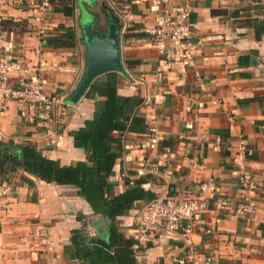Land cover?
<instances>
[{"label":"crops","instance_id":"1","mask_svg":"<svg viewBox=\"0 0 264 264\" xmlns=\"http://www.w3.org/2000/svg\"><path fill=\"white\" fill-rule=\"evenodd\" d=\"M104 4L122 25L125 71L117 73V92L142 98L139 114L147 129L152 120L158 129L153 150L147 148L148 130L122 136L123 153L109 178L115 193L126 189L121 173L127 174L125 179H138L135 172L144 159L158 166L157 173L142 177L144 189L155 197L191 199L202 195V183L217 185L210 211L193 221L188 233L149 244L137 264H264V0H70L73 16L54 13L45 42L36 36L31 11L22 0H0V58L40 69L45 93L62 101L45 126L28 119L17 102L8 103L0 110V142H30L62 166L85 159L70 135L92 118L93 101L85 95L76 104L66 100L84 69L78 19L99 14ZM182 6L191 12L189 63L176 44L166 41L159 50L144 34L165 10L172 15ZM59 26L72 29L74 47L46 44L64 34ZM240 139L253 150L248 162L253 183L247 191L239 188L232 172ZM21 175L0 177V264H68L71 232L82 227L88 239H107L100 218L93 217L75 187L31 176L29 185L21 182ZM241 202L256 213L236 215ZM142 205L136 202L118 218L121 233L128 236Z\"/></svg>","mask_w":264,"mask_h":264},{"label":"trees","instance_id":"2","mask_svg":"<svg viewBox=\"0 0 264 264\" xmlns=\"http://www.w3.org/2000/svg\"><path fill=\"white\" fill-rule=\"evenodd\" d=\"M73 10L70 0H55L53 3V14L72 17ZM59 29L64 34L49 38L46 44L53 48L74 47L76 39L72 29L63 26ZM117 76L111 72L98 77L85 94L86 99L93 101V116L70 135L73 146L83 150V161L62 166L58 161L43 156L30 142H0V177L21 172V182L29 185H32L28 177L31 176L48 184L75 187L78 196L89 204L93 217L100 218L110 250L89 244L84 227L71 232L72 259L83 264H137L138 256L131 249L132 241L119 231L118 218L127 215L136 202L145 204L156 198L144 189L146 181L142 177L133 181L124 179L126 189L119 194L115 193L109 180L116 161L123 153L122 136L147 132V122L138 111L143 99L119 95ZM77 219L85 224L84 217ZM219 264L239 263L222 261Z\"/></svg>","mask_w":264,"mask_h":264},{"label":"built area","instance_id":"3","mask_svg":"<svg viewBox=\"0 0 264 264\" xmlns=\"http://www.w3.org/2000/svg\"><path fill=\"white\" fill-rule=\"evenodd\" d=\"M22 2L31 11L36 36L41 42H45L53 26L55 0H22ZM190 13L187 6L179 7L172 15L165 10L158 23L146 28L144 34L159 50L164 48L166 41L176 44L183 51L184 59L189 63L193 50L189 42ZM10 102L20 104L25 108L27 118L31 121H39L42 126L47 124L50 111L62 104L59 98L45 93V82L40 69L0 58V110H5ZM212 104L216 105L218 102L212 101ZM147 130V148L153 150L158 144V129L155 120L150 121ZM252 156L253 150L246 140L240 139L233 156L232 172L237 185L243 191L249 190L253 183V175L248 166ZM157 172L158 166L144 159L139 163L135 177L140 178ZM120 177L125 179L127 174L123 172ZM216 189V183L210 180L200 185L201 196L178 199L163 195L143 204L133 226L128 231L134 254L138 256L148 244L160 239L177 240L182 234L188 233L193 228L192 222L210 211L209 205L216 197ZM7 190L4 189L2 194H5ZM255 213L256 209L245 202L239 203L235 209V214L238 216H252ZM68 264L83 263L77 259H71ZM178 264H181V261H178Z\"/></svg>","mask_w":264,"mask_h":264},{"label":"water","instance_id":"4","mask_svg":"<svg viewBox=\"0 0 264 264\" xmlns=\"http://www.w3.org/2000/svg\"><path fill=\"white\" fill-rule=\"evenodd\" d=\"M120 19L105 4L99 14L80 15L78 19L79 42L84 47L83 73L67 97L69 104H76L88 91L95 79L107 73H124L121 59ZM148 194L151 192L148 190ZM90 244L110 250L107 239L92 237Z\"/></svg>","mask_w":264,"mask_h":264}]
</instances>
